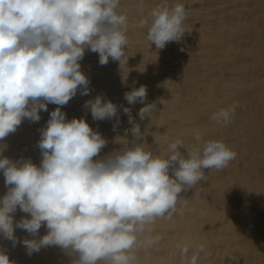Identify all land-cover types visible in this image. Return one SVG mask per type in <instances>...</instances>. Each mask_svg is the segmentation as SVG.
<instances>
[{
	"label": "clouds",
	"instance_id": "9594fccd",
	"mask_svg": "<svg viewBox=\"0 0 264 264\" xmlns=\"http://www.w3.org/2000/svg\"><path fill=\"white\" fill-rule=\"evenodd\" d=\"M119 4L120 0H0V141L25 119L39 122L48 104L57 105L39 130V165L30 158L3 156L7 146L0 144V172L7 188L0 198V235L14 246L22 244L29 256L56 246L75 257L73 264H137L136 249L162 239L151 235L155 221L183 214L177 207L182 191L205 181V169L222 170L237 156L221 140L199 145L197 130L193 134L198 146L187 149L177 138L168 144L166 156L153 155L138 142L143 138L140 126L125 107L133 125L126 131L134 139L130 146L101 157L107 139L83 117L66 119L61 108L78 92L90 94V80L80 63L85 51L98 53L101 66L110 58L121 63L125 57L128 21L117 11ZM187 15L184 5L161 0L149 12L148 41L160 50L179 42ZM148 23L142 20L141 27ZM146 95L142 85L124 98L131 105L143 103ZM84 107L93 120H118L117 105L102 95L85 101ZM154 107L145 105L139 117L144 119ZM235 112L234 104L209 119L227 126L234 122ZM17 209L28 216L14 223ZM42 226L47 231L41 237ZM16 228L32 238L18 239ZM178 247L188 254V245ZM201 252L203 244L188 264H197ZM0 264L14 262L0 251Z\"/></svg>",
	"mask_w": 264,
	"mask_h": 264
},
{
	"label": "bare ground",
	"instance_id": "6f19581e",
	"mask_svg": "<svg viewBox=\"0 0 264 264\" xmlns=\"http://www.w3.org/2000/svg\"><path fill=\"white\" fill-rule=\"evenodd\" d=\"M160 3L120 0L117 11L128 21L125 57L121 63L110 58L101 66L98 53L86 50L80 63L90 80V94L78 92L61 110L67 120L85 118L107 139L101 157L130 146L134 139L126 131L133 125L125 107L140 126L143 138L138 142L153 155L166 156L168 144L177 138L187 149L198 146L194 130L200 133L199 145L221 140L237 153L226 168L205 169V181L182 191L177 207L183 208V214L155 221L151 235L162 239L151 247H138L137 264H188L201 244L205 252L199 254L197 264H264V0H168L170 6L184 5L188 15L181 40L162 50L147 39L149 12ZM145 19L149 23L141 27ZM142 85L147 89L144 102L128 104L124 94ZM97 95L117 105L118 120H93L84 104ZM147 104L155 107L141 119L139 110ZM234 104L230 125L209 119L213 112ZM56 107L48 104L39 122L25 119L15 133L0 141L7 146L3 156L30 158L39 165V130ZM180 151L186 155V149ZM6 192L0 172V198ZM13 216L15 223L28 214L17 209ZM46 231L42 226L39 236ZM15 235L20 240L32 238L19 228ZM178 245H188L186 256ZM0 251L14 264H73L75 258L56 246L29 256L22 244L14 246L2 235Z\"/></svg>",
	"mask_w": 264,
	"mask_h": 264
}]
</instances>
